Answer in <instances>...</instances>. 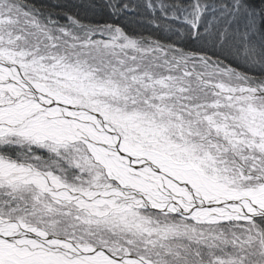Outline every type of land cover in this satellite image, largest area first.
Returning a JSON list of instances; mask_svg holds the SVG:
<instances>
[{"label":"snow or ice","instance_id":"obj_1","mask_svg":"<svg viewBox=\"0 0 264 264\" xmlns=\"http://www.w3.org/2000/svg\"><path fill=\"white\" fill-rule=\"evenodd\" d=\"M0 264H264V0H0Z\"/></svg>","mask_w":264,"mask_h":264}]
</instances>
